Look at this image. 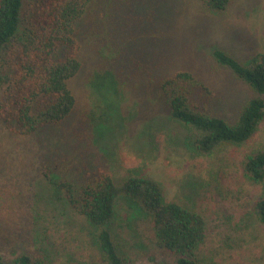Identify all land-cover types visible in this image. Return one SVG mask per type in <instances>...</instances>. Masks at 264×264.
<instances>
[{
  "label": "rangeland",
  "instance_id": "374dc122",
  "mask_svg": "<svg viewBox=\"0 0 264 264\" xmlns=\"http://www.w3.org/2000/svg\"><path fill=\"white\" fill-rule=\"evenodd\" d=\"M80 37L83 67L70 81L73 115L32 135L13 133L0 119L3 257L38 250L54 264L98 259L90 224L43 173L48 161L69 166L91 156L117 180L131 169L153 176L168 199L176 196L203 214L201 258L264 264V224L254 208L263 188L243 170L245 158L264 147V120L250 140L196 155L185 126L155 101L154 82L192 71L214 89L211 111L235 122L253 89L220 65L214 51L241 61L264 53V0H233L221 13L201 0H96ZM113 230L134 264H176L174 254L157 248L151 219L124 200Z\"/></svg>",
  "mask_w": 264,
  "mask_h": 264
},
{
  "label": "trees",
  "instance_id": "16d2710c",
  "mask_svg": "<svg viewBox=\"0 0 264 264\" xmlns=\"http://www.w3.org/2000/svg\"><path fill=\"white\" fill-rule=\"evenodd\" d=\"M201 1L219 13L233 2ZM95 9L96 0H0V119L8 130L32 135L55 129L73 115L77 99L70 81L83 67L80 23ZM214 58L253 89L235 122L211 111L214 89L196 73L181 70L154 81L155 101L185 126L188 149L200 156L250 140L264 120V53L241 61L217 48ZM102 80L106 79L102 76ZM243 170L250 180L262 184L254 208L264 224V147L245 158ZM43 173L63 192L70 207L86 218L98 247L96 260L60 264H134L119 247L113 230L120 200L151 219L157 248L174 254L176 264H223L198 254L206 237L204 215L176 196L168 199L153 176L131 169L117 180L91 156L69 166L48 161ZM0 264L54 263L37 250L12 260L0 253Z\"/></svg>",
  "mask_w": 264,
  "mask_h": 264
}]
</instances>
